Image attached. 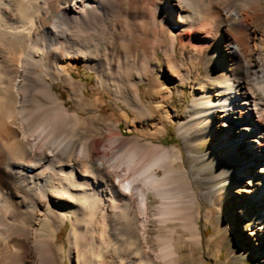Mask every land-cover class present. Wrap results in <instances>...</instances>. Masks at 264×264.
<instances>
[{"label": "bare ground", "instance_id": "obj_1", "mask_svg": "<svg viewBox=\"0 0 264 264\" xmlns=\"http://www.w3.org/2000/svg\"><path fill=\"white\" fill-rule=\"evenodd\" d=\"M173 86L189 87L181 117ZM102 90L125 127L103 113ZM173 119L189 168L154 142ZM247 194L264 199L263 0H0V264H175L164 225L182 204Z\"/></svg>", "mask_w": 264, "mask_h": 264}, {"label": "rangeland", "instance_id": "obj_2", "mask_svg": "<svg viewBox=\"0 0 264 264\" xmlns=\"http://www.w3.org/2000/svg\"><path fill=\"white\" fill-rule=\"evenodd\" d=\"M264 2V0H263ZM79 75H75L77 80H81L87 86L86 96L94 99L96 92H92L97 86L95 73L81 65ZM204 71V68L202 67ZM151 77V76H150ZM38 77L30 78L28 75L27 89L34 92L38 85ZM174 91L172 100L168 102L170 109H178L179 116L185 115L188 111L190 102V91L187 86L171 87ZM55 90L62 93L67 98V92L62 83L55 85ZM180 90V91H179ZM184 90L182 93L181 91ZM103 91V90H102ZM143 99L151 104L152 92L149 83L144 81L141 85ZM100 98L105 103L103 113L113 115L116 119H122V128L126 122L123 119V106L117 103L113 95L105 90L100 93ZM129 111L130 123L133 121L135 113ZM173 112V111H172ZM168 126L167 132L160 139H155V143H162L166 146L180 148L184 155L183 165L185 168L191 167L194 157L189 155L184 148V143L178 134L177 120ZM124 134L137 136L135 132L124 131ZM217 138L211 137L200 142L199 147L202 151H209ZM145 141V140H144ZM228 147L223 148L224 150ZM152 211L158 205V200L154 194H150ZM183 207L174 214L172 222L165 224L167 228H175L177 238L176 245L179 256L175 264H264V199H254L247 194L236 199V202L228 200L220 207L207 198H199L198 201L182 204ZM175 210V211H177ZM183 211V212H182ZM241 211L245 212L247 217H241ZM263 211V212H262ZM180 221V222H179ZM152 219L150 224V245L156 249V235L158 227ZM195 228L196 234L191 235L184 228L185 226ZM163 227V226H162ZM68 227L65 226L59 234L58 240H66ZM166 234L167 232L162 231ZM66 264H71L68 260Z\"/></svg>", "mask_w": 264, "mask_h": 264}]
</instances>
